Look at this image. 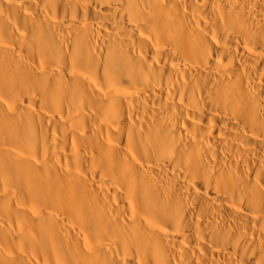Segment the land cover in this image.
Wrapping results in <instances>:
<instances>
[{
    "label": "bare ground",
    "instance_id": "obj_1",
    "mask_svg": "<svg viewBox=\"0 0 264 264\" xmlns=\"http://www.w3.org/2000/svg\"><path fill=\"white\" fill-rule=\"evenodd\" d=\"M0 264H264V0H0Z\"/></svg>",
    "mask_w": 264,
    "mask_h": 264
}]
</instances>
